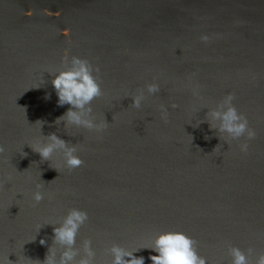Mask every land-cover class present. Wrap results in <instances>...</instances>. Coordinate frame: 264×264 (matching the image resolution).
I'll return each mask as SVG.
<instances>
[{
	"label": "water",
	"instance_id": "1",
	"mask_svg": "<svg viewBox=\"0 0 264 264\" xmlns=\"http://www.w3.org/2000/svg\"><path fill=\"white\" fill-rule=\"evenodd\" d=\"M65 52L100 69L93 75L103 95L92 102L108 123L100 133L73 127L67 135L54 123L68 106L57 107L47 72L62 67ZM153 80L160 93L133 108L131 96ZM229 92L256 131L246 153L244 137L227 144L207 122L195 126ZM38 120L42 135L76 147L80 167L69 171L58 153L41 162L27 145L42 138ZM0 147L5 264L7 256L43 261L49 223L73 208L88 215L75 246L90 240L98 264H109L113 244L150 247L165 231L193 239L211 264H231L229 246L252 248L254 260L264 252V0H0ZM155 254L134 253L145 264Z\"/></svg>",
	"mask_w": 264,
	"mask_h": 264
},
{
	"label": "clouds",
	"instance_id": "2",
	"mask_svg": "<svg viewBox=\"0 0 264 264\" xmlns=\"http://www.w3.org/2000/svg\"><path fill=\"white\" fill-rule=\"evenodd\" d=\"M211 38L208 34H202L199 37L201 42L205 44ZM61 65L62 67L57 71L47 72L53 76L51 85L57 97V107L68 106L67 110L57 117L54 123L56 125L62 123L67 135L68 132L66 130L73 127L82 128L89 132H102L107 128L108 123L105 119L98 120L93 114L92 108V102L103 95L100 85L97 83V77L93 75V71L99 73V67L93 69V66L87 60L75 55L70 56L68 52H65L61 57ZM40 86L41 84H38L34 88H39ZM160 91V84L155 80L146 83L142 89H138L137 93L131 96V106L135 109H140L146 99V94L147 96H154L159 94ZM192 94L199 96L198 87L192 90ZM44 99H50V95L46 93ZM234 99L233 93L225 94L214 108H207L208 111L204 120H197L195 126L207 122L209 129L214 130L219 140H223L227 144L229 141L239 140L244 137V140L238 146L241 152L246 153L249 149L248 142L255 139L256 131L249 125L248 118L237 111L233 104ZM169 107L175 109L177 105L173 103ZM159 113L160 118L167 122L168 108L161 104ZM35 124L39 125L38 128L41 134L43 122L38 120ZM41 137L35 143L27 144L34 153L39 154L41 162H50L53 159V154L58 153L62 154L63 167L69 171L83 164L80 157L75 154L77 151L76 147L60 138L56 133H49L47 136L41 134ZM97 138L99 139V136ZM2 152L3 148L0 147V153ZM21 155H26L22 152V149ZM54 169L58 172L56 168ZM35 187L36 191L33 192L32 199L34 202L39 203L44 199L43 193L40 191L41 184L37 183ZM87 220L88 215L86 212L73 208L67 212L58 224L49 223L53 225L52 244L47 247L43 261H38V264H98L95 259L96 253L90 240L85 239L80 248L75 246L77 234ZM43 226L37 227L36 234L31 241L36 239V235ZM39 243L45 245L46 241L42 238ZM194 244L195 241L182 232L165 231L156 235L150 247L129 250L113 244L106 251L111 254L109 264H145L143 256L134 255L141 249H150L156 253L149 256L152 264H211L208 258L197 253ZM228 251L232 257L231 264H264V252L255 255L253 260L252 248L247 249V255L237 247L229 246ZM6 259L8 264H11L8 256ZM24 259L29 262L32 261L26 257ZM0 264H5V259L0 258Z\"/></svg>",
	"mask_w": 264,
	"mask_h": 264
}]
</instances>
